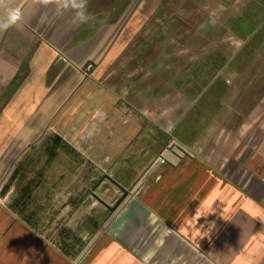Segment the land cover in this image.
Here are the masks:
<instances>
[{
	"label": "crops",
	"instance_id": "0c3cea01",
	"mask_svg": "<svg viewBox=\"0 0 264 264\" xmlns=\"http://www.w3.org/2000/svg\"><path fill=\"white\" fill-rule=\"evenodd\" d=\"M169 1L221 22L177 44L164 32L155 59L154 30H139L155 0H15L23 26L0 29V264H264V0ZM197 104L211 118L183 129ZM109 114L133 121L130 143L151 131L143 144L153 153L116 177L135 186L85 245L69 228L47 236L33 198L43 188L19 213L6 203L11 179H27L45 146L77 157L83 145L81 158L93 157L83 133L98 117L101 141ZM178 128L189 139H170Z\"/></svg>",
	"mask_w": 264,
	"mask_h": 264
},
{
	"label": "rangeland",
	"instance_id": "374dc122",
	"mask_svg": "<svg viewBox=\"0 0 264 264\" xmlns=\"http://www.w3.org/2000/svg\"><path fill=\"white\" fill-rule=\"evenodd\" d=\"M143 6L146 7V4H143ZM154 6L155 13L150 19H140L139 30H143V32L154 30V39L150 43L151 48L149 53L155 59L163 57L164 44L169 43L168 36L163 39L164 32L169 31V34L171 33V42L177 44L180 42V38L191 37L192 35L190 33L195 32V30H218L216 24L221 22L219 19H212L211 24L209 23L210 20L206 18L208 15V17L212 16V14L215 15L214 10L206 14L199 13L200 15L197 18H187L185 12H181L179 4L176 2L171 3L169 0H155ZM192 13L195 15L198 14V12ZM179 30H184L182 35L179 33ZM232 35V32H229V36ZM256 48L258 49L259 47ZM254 49H251L249 55L254 53ZM243 52L245 51L242 50L238 53L235 60H243L246 58L245 56L239 58ZM190 57H194V55ZM236 69L240 68L238 67ZM119 119L120 117L116 118L114 114L108 115L106 120L108 129L105 132L103 131L101 141L98 140V137H95L99 136L101 132L99 130L101 121L98 117L91 120L87 131L83 133V138L86 140L85 144L89 145L88 153L93 154L91 155L93 157L87 155L88 158L92 159V162L87 157L81 158V156H84L83 145L75 150L77 157L71 155L67 145H64L59 151H54L50 146L46 147L44 145L43 150L45 152L38 159V162L36 164L33 161L28 162L32 169V172H29L28 178L23 183L18 184L16 181L14 183V195L11 196L9 201H3L12 203L19 188H22L31 180H37L35 178L36 174L43 173V179L39 188H43L44 195L40 194L41 191L39 189L37 191L39 194H34L33 198L34 204H39L40 208L44 211V233L47 236L56 237L63 228L73 229L76 234L82 237V240L84 238L83 245H85L89 241L90 231L94 232L99 226L104 224L107 218L103 214L106 213V207H113L123 195V192L109 180L104 181L105 187L102 190H96V184L101 180L97 181L98 178L94 179L92 177L98 174L99 167L102 168V171H105L103 174L106 173L116 180L115 177L120 176L121 171L126 168H130L128 170L134 175L131 167L135 165L133 163L137 156H145L146 154L153 153L150 149H146L143 144L148 138L152 137V132L146 131L141 133L139 137L134 139L133 143H130L132 137L129 127L135 126V124L130 118H125L124 116L122 121H119ZM171 146L174 147L170 144L167 145L166 150L168 148L171 149ZM119 156L120 160L116 162L115 159ZM122 159L125 161L122 162ZM150 164L149 161L141 162L139 165L141 166V172L146 171ZM57 174L61 177L55 178ZM129 181L130 184L125 188L130 194V191L135 186V181L133 182V179ZM52 186L58 189L57 194L51 191ZM91 193L103 201L101 203L97 202ZM109 212L108 210L107 215ZM110 215H112L111 212ZM48 222L50 225H48ZM71 222H74L75 225L65 226Z\"/></svg>",
	"mask_w": 264,
	"mask_h": 264
},
{
	"label": "trees",
	"instance_id": "16d2710c",
	"mask_svg": "<svg viewBox=\"0 0 264 264\" xmlns=\"http://www.w3.org/2000/svg\"><path fill=\"white\" fill-rule=\"evenodd\" d=\"M242 56H245V52L241 53L239 58H242ZM206 85H208V84H205V86ZM202 105L205 107L207 106V104L205 103V99L203 100ZM197 106H198V104L195 106L193 111L187 116V118L183 122V124L181 126L183 129L188 128V129L196 130L198 127H201L202 125L207 123L209 121V119L211 118L210 115H207V116L206 115H197V113H196L197 112V109H196ZM180 130H181L180 128L175 130L170 139H177V140L189 139L187 136H184ZM170 139H168V140H170ZM166 143L167 142L163 143L162 148L167 145ZM58 148H59V145L54 146L53 150L56 151ZM25 179L26 178H24V173L23 174L20 173V175H19V172L16 171L13 178L11 179V182L15 183L17 181L19 184V183H23L25 181ZM42 179H43V173H40L37 180H31V181L27 182V184L25 186H23L22 188H19L18 193L12 202L13 208H15L19 213H21V210L23 209L27 200L31 197L33 191L37 187H39ZM115 179L119 183H122L124 186H128L130 184V181H129L130 179L126 180V179H121V178H116V177H115ZM109 215H110V212L108 213L107 216H109Z\"/></svg>",
	"mask_w": 264,
	"mask_h": 264
},
{
	"label": "clouds",
	"instance_id": "9594fccd",
	"mask_svg": "<svg viewBox=\"0 0 264 264\" xmlns=\"http://www.w3.org/2000/svg\"><path fill=\"white\" fill-rule=\"evenodd\" d=\"M82 7L83 5H75ZM0 14L3 16V23H0V29H7L8 27L19 26L22 27L24 23V12L21 7L17 6L15 0H0ZM78 19L86 20L87 17L82 13Z\"/></svg>",
	"mask_w": 264,
	"mask_h": 264
},
{
	"label": "water",
	"instance_id": "95a60500",
	"mask_svg": "<svg viewBox=\"0 0 264 264\" xmlns=\"http://www.w3.org/2000/svg\"><path fill=\"white\" fill-rule=\"evenodd\" d=\"M109 180L111 181L115 186H117L122 192H123V195L122 197L118 200V202L113 206V207H108L109 211L111 213L115 212L119 207L120 205L126 200V198L128 197L129 195V191L126 190L125 187H123L121 184H119L116 180H114L112 177H110L109 175H106L103 179V180Z\"/></svg>",
	"mask_w": 264,
	"mask_h": 264
}]
</instances>
